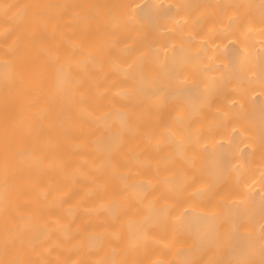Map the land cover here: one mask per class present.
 <instances>
[{
	"label": "bare ground",
	"instance_id": "1",
	"mask_svg": "<svg viewBox=\"0 0 264 264\" xmlns=\"http://www.w3.org/2000/svg\"><path fill=\"white\" fill-rule=\"evenodd\" d=\"M262 260L264 0H0V261Z\"/></svg>",
	"mask_w": 264,
	"mask_h": 264
},
{
	"label": "snow or ice",
	"instance_id": "2",
	"mask_svg": "<svg viewBox=\"0 0 264 264\" xmlns=\"http://www.w3.org/2000/svg\"><path fill=\"white\" fill-rule=\"evenodd\" d=\"M0 264H4V262L0 261ZM11 264H15V262L13 261V262H11ZM261 264H264V260L261 261Z\"/></svg>",
	"mask_w": 264,
	"mask_h": 264
}]
</instances>
